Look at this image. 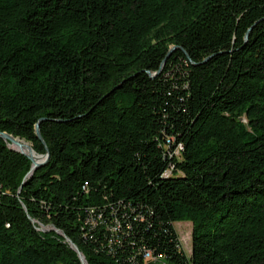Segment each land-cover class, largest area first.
<instances>
[{"label":"trees","instance_id":"16d2710c","mask_svg":"<svg viewBox=\"0 0 264 264\" xmlns=\"http://www.w3.org/2000/svg\"><path fill=\"white\" fill-rule=\"evenodd\" d=\"M0 132V264H264V0H0Z\"/></svg>","mask_w":264,"mask_h":264},{"label":"water","instance_id":"95a60500","mask_svg":"<svg viewBox=\"0 0 264 264\" xmlns=\"http://www.w3.org/2000/svg\"><path fill=\"white\" fill-rule=\"evenodd\" d=\"M172 54V52L170 53V55ZM169 55V56H170ZM168 56V57H169ZM37 136L38 138L43 141V138H42V135H41V132H40V126L38 125L37 126ZM0 138L2 140H4L9 146L10 148L15 151V152H18L24 156H26L31 162H32V168H31V171L29 172V174L27 175L26 179L27 178H30L33 176V174L41 167H43L44 165H46V163L48 162L49 160V154L45 155V156H40V155H37L34 151V149L32 148V146L27 143L28 145H30L28 147V150L25 151L24 150V145L22 144L23 142L25 141H22L21 139L19 138H15L14 136L10 135V134H7V133H2L0 132ZM43 232H46L45 230H42ZM59 234H61L59 231H57ZM67 241L70 243L71 247L77 252L82 264H87V261L84 257V255L80 252L79 248L73 244L69 239H67Z\"/></svg>","mask_w":264,"mask_h":264},{"label":"rangeland","instance_id":"374dc122","mask_svg":"<svg viewBox=\"0 0 264 264\" xmlns=\"http://www.w3.org/2000/svg\"><path fill=\"white\" fill-rule=\"evenodd\" d=\"M175 227L180 237L182 248L185 254L188 257H191L193 224L190 222H183L175 224Z\"/></svg>","mask_w":264,"mask_h":264},{"label":"built area","instance_id":"2783aa9c","mask_svg":"<svg viewBox=\"0 0 264 264\" xmlns=\"http://www.w3.org/2000/svg\"><path fill=\"white\" fill-rule=\"evenodd\" d=\"M170 172H168L167 174H169ZM2 192V185L0 184V193ZM89 224H91L94 227H98L99 222L95 219H91L88 222ZM160 261L159 259H156L155 257H153L151 252H147L145 254V264H159Z\"/></svg>","mask_w":264,"mask_h":264},{"label":"bare ground","instance_id":"6f19581e","mask_svg":"<svg viewBox=\"0 0 264 264\" xmlns=\"http://www.w3.org/2000/svg\"><path fill=\"white\" fill-rule=\"evenodd\" d=\"M22 144L24 145V150L27 151L30 145H28L26 142H23Z\"/></svg>","mask_w":264,"mask_h":264}]
</instances>
